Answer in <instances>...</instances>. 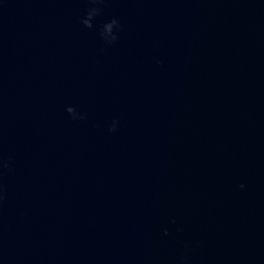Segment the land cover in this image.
Here are the masks:
<instances>
[{
	"label": "water",
	"instance_id": "water-1",
	"mask_svg": "<svg viewBox=\"0 0 264 264\" xmlns=\"http://www.w3.org/2000/svg\"><path fill=\"white\" fill-rule=\"evenodd\" d=\"M0 264H264V0H0Z\"/></svg>",
	"mask_w": 264,
	"mask_h": 264
},
{
	"label": "clouds",
	"instance_id": "clouds-1",
	"mask_svg": "<svg viewBox=\"0 0 264 264\" xmlns=\"http://www.w3.org/2000/svg\"><path fill=\"white\" fill-rule=\"evenodd\" d=\"M95 10H96V9H91V10H89V14H90L91 12L95 11ZM82 23H83L85 26H87V27H91V26H92V24L90 23V21H89V20H86V19H84V20L82 21ZM117 23H118V22H117L116 20H113L112 22L106 24L105 26H106L107 28L111 29L113 26L117 25ZM113 39H114V37H113ZM67 112L70 113V114L72 115L73 119H77V118H79V117H77L74 108H72V107H68V108H67ZM113 130H114V129H113ZM241 187L243 188V185H241ZM165 234L167 235V232H165Z\"/></svg>",
	"mask_w": 264,
	"mask_h": 264
}]
</instances>
